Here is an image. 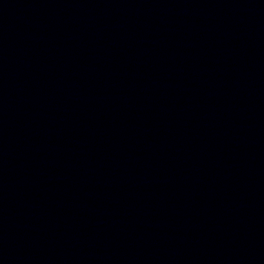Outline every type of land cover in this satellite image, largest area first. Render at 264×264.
I'll return each instance as SVG.
<instances>
[{
    "label": "water",
    "instance_id": "95a60500",
    "mask_svg": "<svg viewBox=\"0 0 264 264\" xmlns=\"http://www.w3.org/2000/svg\"><path fill=\"white\" fill-rule=\"evenodd\" d=\"M0 264H264V233L0 201Z\"/></svg>",
    "mask_w": 264,
    "mask_h": 264
}]
</instances>
